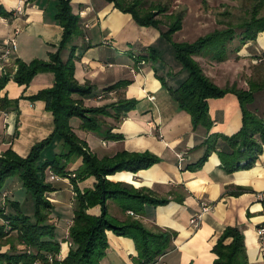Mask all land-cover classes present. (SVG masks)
Instances as JSON below:
<instances>
[{"label":"crops","instance_id":"crops-1","mask_svg":"<svg viewBox=\"0 0 264 264\" xmlns=\"http://www.w3.org/2000/svg\"><path fill=\"white\" fill-rule=\"evenodd\" d=\"M24 1L22 4L21 0H0V53L15 26L21 27L18 50L0 73V80L9 77L0 89V155L12 149L26 158L33 146L54 132V117L46 110L45 102L32 101L30 97L52 88L55 76L49 72L40 73L28 86H21L14 81V75L18 62L48 61L49 55L61 46L63 28L56 20L58 0ZM150 1L168 6L170 10L166 15L187 9L189 15L184 17L182 29L175 34L186 37L194 32H184L189 19L197 21L195 31L203 37L223 28L220 25L203 32L206 25L200 22L202 7L210 0ZM70 2L80 24L73 40L75 79L80 85L92 88L90 96L74 95L73 98L87 108L116 105L119 100L136 101L133 110L119 115L118 122L115 110L109 108L110 116H101L102 126L97 132L82 130V120L73 118L74 132L100 159L114 157L123 151L149 152L159 158L149 169L137 173L117 172L107 179L127 191L166 202L151 204L118 195L116 199L107 200L109 215L119 222L135 219L149 230L172 235L169 248L152 264H214L217 256L213 249L228 227L241 229L248 264H264L257 236V228L264 220V201L258 197L264 195V147L253 166L230 172L220 157L227 144L218 140L215 149L209 151L207 143L212 134L231 137L240 131L243 123L238 97L229 93L223 98L210 99L211 130L203 126L194 128L191 116L180 108L170 92L183 83L188 73L175 59L174 50L162 38L161 30L140 26L130 14L116 9L107 0ZM21 4L24 14L13 17V10ZM82 11L86 12L84 17L80 15ZM87 24L89 27L85 28ZM162 30H166V26L163 25ZM69 55L70 50H65L63 60ZM194 59L217 86L236 85L238 89L248 90L249 82L254 81L255 69H259L255 62L264 59V32L256 41L243 45L236 38L229 45L224 62L213 61L206 52L198 53ZM123 81L129 84L106 91ZM262 92L255 94V100ZM116 136L122 138H108ZM63 151V142H53L44 150L43 162L53 160ZM206 154V160L199 164ZM244 164L242 162L241 166ZM82 166V159L74 158L67 176L57 175L55 180L51 179L53 172L47 170V181L53 189L48 194L52 204L50 222L56 227L54 242L60 245V251L55 257L60 261L65 260L72 248L69 229L74 220L76 191L83 193L93 189L96 183L94 177L75 183V172ZM5 192L9 193L11 202L19 205L16 199L18 196L22 199L27 191L15 175L6 182ZM202 203H211L213 211L203 216L199 228H194L191 219L200 213ZM88 213L99 215L100 207ZM12 236L17 237V234L11 233ZM107 239L108 249L100 264H137L139 254L131 238L108 232ZM6 240H0V254L24 251L25 246L18 240L14 242L15 249Z\"/></svg>","mask_w":264,"mask_h":264},{"label":"trees","instance_id":"trees-1","mask_svg":"<svg viewBox=\"0 0 264 264\" xmlns=\"http://www.w3.org/2000/svg\"><path fill=\"white\" fill-rule=\"evenodd\" d=\"M107 1L116 9L130 14L140 26L160 29L162 38L171 44L175 59L188 76L176 90L170 92L180 108L191 116L194 128L203 126L208 131L211 130L212 121L208 104L210 99L223 98L229 93L238 97L243 123L240 131L231 137L212 134L208 137L207 143L209 151L215 149L218 140L227 144L220 157L228 171L253 166L264 147V112L260 113L250 106L254 103L255 94L264 89V81H250L248 90L238 89L236 85L221 88L206 76L194 56L206 52L213 61L221 63L227 60L229 45L236 38L241 45L256 41L259 34L264 32V0H247L250 4L244 17L238 18L236 22L229 20L230 16L228 21H219V25L223 26L221 30L216 29L194 43L174 42L172 39L183 27L184 10L166 15L170 10L168 6L155 4L150 0ZM70 3V0H58L56 20L63 28L60 48L49 55L48 61L35 59L30 63L18 62V69L14 75L17 84L28 86L40 73L54 74V86L40 91L30 97V100L45 102L46 110L53 114L55 129L48 139L33 146L26 158L19 156L12 149L0 155V221L3 222L0 223V240L7 238L6 243H11L12 249H15L14 242L18 240L26 248L23 252L0 254V264H31L38 259L46 262V255L59 253L60 245L54 242L56 227L50 222L52 204L48 194L53 189L47 181V170L56 176H67L69 164L74 158H81L83 162L82 168L75 172L73 179L75 183L76 180L84 181L91 177L96 179V183L93 189H87L83 193L76 191L74 220L69 229L72 248L63 264H100L108 249V232L131 238L135 242L139 254L137 264H152L169 248L172 235L164 231L149 230L135 219L119 222L109 215L107 200L123 195L127 199H140L151 204H164L166 201H156L141 195L140 192L127 191L120 185L110 182L107 177L122 171L137 173L149 169L159 162V158L149 152L123 151L114 157L100 159L74 132L71 126L73 118L82 120V130L97 132L102 126L101 116H110L109 108L115 110L118 122L119 115L133 110L136 101L119 100L116 105L87 108L80 100L73 98L74 95L90 96L92 88L80 85L75 79L73 40L79 33L80 24ZM160 16H165L169 24L163 22ZM163 25L166 26V30H162ZM68 49L70 55L64 61L63 52ZM150 50L154 52V49ZM8 81L9 77L4 76L0 80V89L4 88ZM128 84V81H123L106 91H113ZM55 141L63 142L64 151L53 160L43 162L44 150ZM207 156L208 154L199 164H202ZM242 162L245 163L243 166ZM15 175L19 176L25 190L34 198L35 222L21 213L10 217L6 214L9 198L4 201L2 196L5 193L6 182ZM11 204L18 208L16 203ZM95 207H100L99 215L88 213ZM11 233H16L17 237H10ZM229 240L231 242L227 243ZM213 252L217 256L214 264H248L244 236L240 228H226Z\"/></svg>","mask_w":264,"mask_h":264},{"label":"rangeland","instance_id":"rangeland-1","mask_svg":"<svg viewBox=\"0 0 264 264\" xmlns=\"http://www.w3.org/2000/svg\"><path fill=\"white\" fill-rule=\"evenodd\" d=\"M249 4L250 2L247 0H210L209 2L203 3V7H202L203 18L202 20H200L203 26L206 25L205 26L206 28L203 29V32H205V30L206 31L209 29L213 30L221 27L219 25V21H228L229 16H230L229 20L236 22L238 18L244 17L246 15L249 8L248 6ZM183 10L185 11V16L189 15V13H187V9L186 10L178 9L177 11H183ZM160 18H162L163 22L169 24V21L165 16H160ZM196 22L197 21L195 20H190V19L187 20L184 32L187 33L188 31H193V30L194 32H192V34L186 35V37L183 36V34H179V35L175 34L172 38L173 41L194 43L198 39L202 38L203 35H201L200 32L195 31L197 30L195 27ZM255 65H258L259 69H255L254 81L262 82L264 81V59H262L261 62L257 61V64L255 62ZM262 91H263L262 94L256 96L257 99L254 100V103L250 106V108L256 109L258 110V112H261L264 109V89ZM20 197L21 196H18V198L16 199V201L20 203L18 205V208L13 207L11 201L10 200L8 201L7 212H6L7 216L8 217L17 216L18 213H21L23 216L30 217L31 218L30 220L32 222H35L36 206L33 196L29 192H24L22 199Z\"/></svg>","mask_w":264,"mask_h":264},{"label":"built area","instance_id":"built-area-1","mask_svg":"<svg viewBox=\"0 0 264 264\" xmlns=\"http://www.w3.org/2000/svg\"><path fill=\"white\" fill-rule=\"evenodd\" d=\"M21 2L22 4H24L25 1L21 0ZM22 4L18 5V7H16L13 10L12 12L13 17L19 18L24 14L25 9ZM80 15L84 17L86 15V12L82 11ZM84 27L88 28L89 26L87 24ZM20 34H21V27L15 26L9 38L5 41L3 45V49L0 53V73L4 71L7 63L12 60L13 55L17 52L18 50L17 39ZM99 99H102V96H100ZM57 178L58 177L56 175L53 174L51 175L52 180H55ZM258 197L260 201H264V195L260 194ZM2 198L5 201L7 198H9V193L5 192ZM211 211H213V205L211 203H202L200 213L191 219V225L194 228H199L203 216L207 213H210ZM129 214L133 215L132 212H130ZM257 236H258V246H259L260 254L264 261V220L262 224L257 228ZM46 260L47 262L43 263L41 260L38 259L35 260L32 264H63V261L57 260V258L53 254L46 255Z\"/></svg>","mask_w":264,"mask_h":264}]
</instances>
